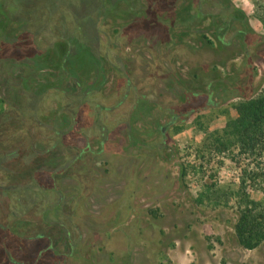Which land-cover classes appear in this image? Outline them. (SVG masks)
Returning a JSON list of instances; mask_svg holds the SVG:
<instances>
[{
    "label": "rangeland",
    "instance_id": "1",
    "mask_svg": "<svg viewBox=\"0 0 264 264\" xmlns=\"http://www.w3.org/2000/svg\"><path fill=\"white\" fill-rule=\"evenodd\" d=\"M3 16L0 264H264V240L234 232L240 169L219 155L179 175L264 94V0H5Z\"/></svg>",
    "mask_w": 264,
    "mask_h": 264
},
{
    "label": "trees",
    "instance_id": "2",
    "mask_svg": "<svg viewBox=\"0 0 264 264\" xmlns=\"http://www.w3.org/2000/svg\"><path fill=\"white\" fill-rule=\"evenodd\" d=\"M236 110L221 130L196 146L192 163L180 164L179 175L184 179L189 172L204 174L215 156L226 155L241 171L234 232L243 247L253 249L264 240V208L247 191L256 188L264 193V94L240 102Z\"/></svg>",
    "mask_w": 264,
    "mask_h": 264
},
{
    "label": "flooded vegetation",
    "instance_id": "3",
    "mask_svg": "<svg viewBox=\"0 0 264 264\" xmlns=\"http://www.w3.org/2000/svg\"><path fill=\"white\" fill-rule=\"evenodd\" d=\"M4 1L5 0H0V28L3 26V20H4V16H3V11H4Z\"/></svg>",
    "mask_w": 264,
    "mask_h": 264
}]
</instances>
